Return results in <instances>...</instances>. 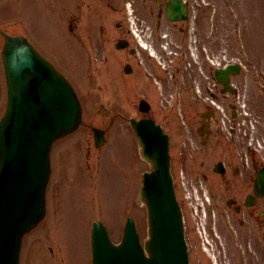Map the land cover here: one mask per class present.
<instances>
[{
	"label": "rangeland",
	"instance_id": "1",
	"mask_svg": "<svg viewBox=\"0 0 264 264\" xmlns=\"http://www.w3.org/2000/svg\"><path fill=\"white\" fill-rule=\"evenodd\" d=\"M72 1L0 0V27L8 30V33L24 35L41 54L50 56L60 72L66 71L74 87L80 90L86 117L106 127L107 117L116 116L117 112L123 110L119 80L129 76L124 74L123 68L129 63L137 69L136 62L127 51H118L114 46L116 40L123 36V31L115 27L117 23H122L121 15L114 13L112 7L119 0H76L73 11L65 15L62 4L64 2L70 9ZM71 28L73 39L70 36ZM2 44L0 36V53ZM130 94L126 99L131 103L139 95L147 94L151 98L144 88L139 89L134 84ZM5 102L0 56V113L4 110ZM158 104L157 101L156 110L159 109ZM121 122L120 119L115 120L109 131L113 139L102 153V162L94 178L90 169H82L83 165L80 167L84 159L81 151L83 136H68L53 144L47 216L39 229L24 238L20 264H91L89 225L94 218L105 225L112 240L118 241L126 217L132 215L142 239L145 238V212L135 206V199L139 189L137 171L146 168L140 162L141 168L138 163L136 172L133 169L137 161L130 140L126 137L129 135L121 132L126 127ZM182 135L181 131L174 130L172 147L175 160L179 156ZM199 159L197 154L194 164L199 166ZM87 161L95 169L94 155ZM222 256L221 251L222 264H234V260L224 261ZM234 259L238 261L237 257ZM192 262L210 264L199 252L193 253Z\"/></svg>",
	"mask_w": 264,
	"mask_h": 264
},
{
	"label": "water",
	"instance_id": "2",
	"mask_svg": "<svg viewBox=\"0 0 264 264\" xmlns=\"http://www.w3.org/2000/svg\"><path fill=\"white\" fill-rule=\"evenodd\" d=\"M4 38L8 103L0 120V264H18L23 235L45 214L51 145L77 128L81 108L67 81L26 39L5 34ZM132 126L141 157L150 165L137 200L147 210L148 237L142 246L135 223L128 218L121 243L115 245L95 222L92 263L188 264L166 137L152 122H133ZM100 133L95 130L97 145L102 143ZM263 180L262 174L256 181L258 187Z\"/></svg>",
	"mask_w": 264,
	"mask_h": 264
},
{
	"label": "flooded vegetation",
	"instance_id": "3",
	"mask_svg": "<svg viewBox=\"0 0 264 264\" xmlns=\"http://www.w3.org/2000/svg\"><path fill=\"white\" fill-rule=\"evenodd\" d=\"M166 1L139 0L138 8L145 15L139 19L136 30L144 43L142 45L147 47H153L159 36L177 38L184 46L183 55L177 59L184 63L183 72L181 69L176 70L182 75L180 80L175 81L172 66L168 71L167 66L165 74L151 72V75L158 77L165 90L169 88L168 80L182 87V115L187 126L188 140L193 142L196 135L199 141L194 146H190L191 143L185 144L181 163L187 180L208 197L203 207L197 204L195 214L186 211L191 253L200 252L199 241L202 237L211 246L217 247L215 236L224 233L229 235L230 240H235L240 249V257L245 259V262L234 264H264V199L254 193L255 175L264 167V149L259 151L254 147L252 128L236 109L238 83L242 89L245 80L238 82V77L242 76L228 75L227 87L223 88L215 79L214 70L207 61L210 56L221 60L223 53L230 57L236 55L234 39L242 23L231 15L233 11L222 9L237 5L238 1L241 6L247 5L251 0H184L188 8L187 17L179 23L168 21L164 10ZM119 28H122L121 24ZM124 29L126 34L129 33ZM191 50L196 56V62L191 61ZM134 55L142 62L145 60L140 48ZM255 73L264 84V65L260 68L259 65L247 63L248 78ZM129 83L123 81L121 86L125 87ZM262 87L264 89V85ZM211 97L220 104L224 114L218 115L209 105L207 99ZM243 101L250 111V98L245 95ZM162 121H168V117ZM261 125L264 135V121H261ZM197 154L200 157L199 166L194 164ZM226 249H231L228 242ZM231 254L236 256L237 253L234 250Z\"/></svg>",
	"mask_w": 264,
	"mask_h": 264
}]
</instances>
